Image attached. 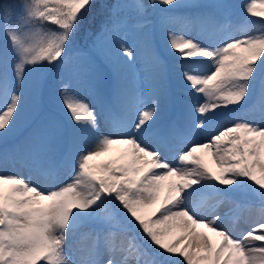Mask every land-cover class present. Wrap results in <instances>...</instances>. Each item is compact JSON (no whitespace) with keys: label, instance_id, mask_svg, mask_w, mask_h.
I'll list each match as a JSON object with an SVG mask.
<instances>
[{"label":"snow or ice","instance_id":"6c2138e0","mask_svg":"<svg viewBox=\"0 0 264 264\" xmlns=\"http://www.w3.org/2000/svg\"><path fill=\"white\" fill-rule=\"evenodd\" d=\"M181 7L196 11L177 16ZM231 7L181 0H0L4 152L49 170L68 159L75 173L71 182L52 187L0 174V264H81L67 249L82 225L133 233L119 243L116 233L97 240L82 264H264V219L234 236L194 199L206 190L227 196L251 189L264 201V114L221 125L204 142L176 144L174 163L168 138L176 124L163 120L170 101L179 98L190 126L205 131L218 116L243 108L257 80L264 92V21L256 35L219 41L171 29L174 22L221 24ZM245 11L264 18V0H250ZM129 34L149 55L153 87L147 94L119 83L120 58L110 54L114 43L133 61L137 49ZM81 36L85 43L77 46ZM74 52L76 76L57 81L50 68L64 66ZM26 84L34 98L27 116ZM22 122H39L38 132L9 147ZM152 129L159 131L158 144L146 139ZM113 145L125 146L117 160L94 163Z\"/></svg>","mask_w":264,"mask_h":264},{"label":"bare ground","instance_id":"6f19581e","mask_svg":"<svg viewBox=\"0 0 264 264\" xmlns=\"http://www.w3.org/2000/svg\"><path fill=\"white\" fill-rule=\"evenodd\" d=\"M200 1L201 0H181V4H199ZM184 9L190 8L181 7L179 10ZM176 15L183 16L178 14ZM262 21H264V18L251 16L245 21V24L242 27H238L237 29H230V27L226 25V22L208 26L195 23L174 22L171 24V29L178 35H187L189 37L198 36L202 39H212L219 41L228 34H235L237 36L245 34L256 35L258 34L256 28ZM158 36L159 30L157 29L154 32V40ZM128 42L130 45H135L137 49L133 61H128L125 57H123V55L117 50L114 43L109 45L110 54L114 57L120 58L121 71L118 77L119 83L130 90H139L141 94L150 93L153 87V78L149 66V55L143 49L142 45H140L137 38H134L131 34L128 36ZM146 98V96H142V99L146 100ZM178 99L179 98H177V101ZM177 101H170L169 107L163 116L164 121L171 119L176 124V131L168 138V142L170 144L168 149L170 163H174V158L177 155L175 151L176 144H180L182 146L188 142H204L207 137L215 134L221 125L229 126L237 119L259 120L260 116L264 114V92H262L261 82L259 80L255 82L254 90L250 93L248 103L243 108L237 107L235 111L227 112L225 115L218 116L210 123L208 129L205 131H200L190 126V120H187V118L179 111L177 107ZM132 115L135 116V113H132ZM27 126L28 123L22 132L24 135H29V132H33L32 129L34 130L35 123H32L31 127ZM151 137L154 139L151 140ZM146 139H148L149 142L153 144L160 143L161 136L159 135L158 129L149 130V132L146 134ZM12 141L13 138H10L9 147H11ZM0 147H5L2 142H0ZM124 147L125 146L123 145H113L108 152L102 154L100 157H97L94 163L102 164L108 160H117L122 155ZM21 156L22 162H27L33 166V170L26 171V176L24 175L25 178L31 179L42 186L52 187L57 186V184L60 182H71V179L75 174L74 163H71L68 159H62L54 169L49 170L46 168V166L37 164L27 156ZM76 158L78 159V156ZM204 158L205 162L210 168L213 169V171L219 172V168L211 156L205 155ZM13 160L14 158L11 156H6L0 152V163L5 161L8 162L11 167L17 166L15 171L9 170V172H5L6 174H13L12 172L17 173L20 171L21 163H14ZM23 174H25V172H23ZM221 188H223L222 185ZM256 196L259 195L251 189H244L239 193L229 194L227 196L220 195L214 190H206L197 194L194 199L206 209L207 214L210 217L216 212H220V222L224 226H226V223H228L230 226L234 225L232 223L242 222L244 218L246 219V222H254L258 221V219L264 216V201H262V199H256ZM236 226L241 227L242 225L240 224ZM93 228H95V226L82 225L76 233L72 248L67 249L70 258L81 262V264L86 259L87 252L93 247L97 240L94 242V244L85 245L83 244L85 236L77 239V235H79V232L83 229L92 230ZM202 230L207 231L206 229ZM230 230H232V227ZM112 233H116V230H112ZM208 234L212 236L214 240L217 239L214 233L209 232ZM116 235L118 236L116 239L118 243L131 238L126 232L123 231L120 233L117 232ZM98 240L101 241L100 239ZM85 241L87 242V240Z\"/></svg>","mask_w":264,"mask_h":264},{"label":"rangeland","instance_id":"374dc122","mask_svg":"<svg viewBox=\"0 0 264 264\" xmlns=\"http://www.w3.org/2000/svg\"><path fill=\"white\" fill-rule=\"evenodd\" d=\"M112 2H116V0H112ZM121 2H128V0H121ZM149 0H145V3H148ZM217 2H223V3H227L229 5H231V14H230V18L226 21V25H228V27H230V29H237L238 27H242L245 24V21L248 20L251 16H249V14L245 11V6L248 2H250V0H201L199 4H203V5H210L213 3H217ZM196 10L194 9H184V10H179L176 14L178 15H187L189 13H192ZM98 22V21H97ZM52 27V26H50ZM53 30H55L53 28ZM94 39V38H92ZM89 43L91 42V40L89 39L88 41ZM85 43V38L83 36L78 37V41H77V46L83 45ZM78 63V59H77V55L74 52L73 53V58L71 61H69L67 64H65L62 67H57V68H50V73L51 75H53L56 80L58 81L61 78H69V77H75L77 74V69H76V64ZM23 91L26 93V99H27V103H26V116L28 115V113L30 112L32 105L34 103V98L31 94L30 89L27 87V84L24 86ZM21 103H25V100L22 99ZM232 107V106H230ZM57 111L60 113V116L65 117L66 114L62 111L61 106L58 103L57 100ZM27 122H22L20 129L18 130L17 133V137H13V141L12 143H18L19 141H22L25 137H27L28 135H24L22 132L24 131V128L26 126ZM28 127V126H27ZM38 128H39V122L35 123V128L34 130H37L38 132ZM34 130L32 129V131L34 132ZM33 132H29V133H33ZM26 134V133H25ZM151 140H153L154 138L151 137ZM11 143V144H12ZM1 148V147H0ZM0 152L6 156H11L12 158H14L13 162L14 163H18L20 162L21 164V168L19 172H12L13 174L19 175L22 178H25L26 176V171H30L33 170V166L30 165L27 162H22L21 161V154H16V153H12L11 151H9L7 154H5L4 152V148L0 149ZM17 168L16 167H11L8 162H1L0 163V174H6L5 172H9L10 171H15ZM24 170V171H23ZM23 172H25V174H23ZM25 175V176H24ZM64 184V182H60L57 184V186H62ZM256 199H261L260 196H256ZM260 209V208H259ZM220 213V212H219ZM218 212H216L214 215H219ZM262 219H264V216L261 217L260 219H258V221H254V222H246V219L244 218L242 220V222H238V223H232L234 225H230L228 223H226V226H224L225 230H229L231 234L235 235H240L245 233L246 231L250 230L251 227H255L256 224L258 222H260ZM228 224V225H227ZM242 225L241 227H237L236 225ZM232 227V230H230V228ZM238 229V230H237ZM112 230H116V233H120L121 231H118L117 228H112L110 231H105V232H101L99 228H93L92 230L88 229V230H81L79 232V235H77V239L84 237L85 236V240H87V242L84 240L83 244L87 245V244H94V242L98 239H100L101 241L105 240L106 238L111 236ZM125 232V231H123ZM130 237L133 235L132 233L126 232ZM118 236H115V239H117ZM256 246H261L262 242H255Z\"/></svg>","mask_w":264,"mask_h":264},{"label":"trees","instance_id":"16d2710c","mask_svg":"<svg viewBox=\"0 0 264 264\" xmlns=\"http://www.w3.org/2000/svg\"><path fill=\"white\" fill-rule=\"evenodd\" d=\"M91 14V13H90Z\"/></svg>","mask_w":264,"mask_h":264}]
</instances>
